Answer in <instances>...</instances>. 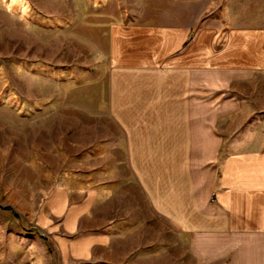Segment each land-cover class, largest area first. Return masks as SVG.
Returning a JSON list of instances; mask_svg holds the SVG:
<instances>
[{"label": "crops", "instance_id": "crops-1", "mask_svg": "<svg viewBox=\"0 0 264 264\" xmlns=\"http://www.w3.org/2000/svg\"><path fill=\"white\" fill-rule=\"evenodd\" d=\"M209 30L110 27L127 173L101 220L98 191L60 187L46 197L38 221L60 264H264V99L253 95L264 33Z\"/></svg>", "mask_w": 264, "mask_h": 264}, {"label": "rangeland", "instance_id": "rangeland-1", "mask_svg": "<svg viewBox=\"0 0 264 264\" xmlns=\"http://www.w3.org/2000/svg\"><path fill=\"white\" fill-rule=\"evenodd\" d=\"M171 22L190 23L191 35L264 33V0H0V264H60L38 221L57 188L98 191L97 220L118 206L127 171L109 29ZM253 95L264 99L261 75Z\"/></svg>", "mask_w": 264, "mask_h": 264}]
</instances>
